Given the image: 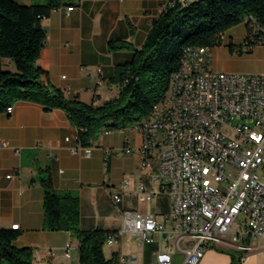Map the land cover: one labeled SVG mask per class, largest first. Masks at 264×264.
Returning a JSON list of instances; mask_svg holds the SVG:
<instances>
[{"label": "crops", "instance_id": "1", "mask_svg": "<svg viewBox=\"0 0 264 264\" xmlns=\"http://www.w3.org/2000/svg\"><path fill=\"white\" fill-rule=\"evenodd\" d=\"M16 1L31 4L33 0ZM74 4L71 11L63 5L43 19L47 40L37 64L46 71L43 79L62 88L69 99L102 104L118 95L119 86L113 80L117 67L130 61L135 49L142 47L153 20L165 10L168 0H76ZM227 35L229 39L211 48L212 67L227 72L264 73L252 69L250 61L264 50V44L240 51L244 37L234 43L231 29ZM111 42H126L132 47L111 49ZM235 46L240 55L234 53ZM2 68L17 71L10 58H3ZM13 106L12 113H0V227L19 224L21 234L13 243L32 247L34 264L79 263L78 239L67 230L44 228L41 180L47 175H51L57 190L79 196L80 227L84 230L121 231L128 210L153 214L163 224L164 230L155 233L153 243L139 244L136 236L126 230L113 244L119 264L127 255H136L137 264H153L161 250L172 252L174 264L183 263L186 243L179 245L174 238L166 239V229L177 223L171 214V198L156 193L148 200L136 190L138 181H143L148 190L161 182L153 176L157 159L149 158L152 168H142L144 156L137 150L142 142L139 132L120 128L100 135L88 157L83 150L71 153L69 149L78 144L79 132L65 110L22 99L14 101ZM68 136L69 142L65 140ZM123 147L133 151L117 153ZM124 179L130 185L123 191L122 202L116 204L112 193ZM247 241L253 248L240 249L230 234L226 242L209 247L200 264H264V238L249 237ZM68 243L72 244L71 257L65 254Z\"/></svg>", "mask_w": 264, "mask_h": 264}, {"label": "built area", "instance_id": "2", "mask_svg": "<svg viewBox=\"0 0 264 264\" xmlns=\"http://www.w3.org/2000/svg\"><path fill=\"white\" fill-rule=\"evenodd\" d=\"M193 1L197 0H168L167 6ZM74 7L73 3L68 11ZM243 23L246 33L240 51L264 44V20L250 14ZM220 39L223 43L226 33ZM211 48L185 47L164 98L147 118L132 126L142 136L137 148L144 156L142 168H152L149 158L157 159L153 176L161 180L153 190L138 181L136 190L148 200L156 193L171 198V214L177 223L166 229V239L186 243L182 264H200L207 249L226 242L230 234L243 250L253 248L249 237L264 238V73L216 70L211 64ZM13 109L11 104L6 111L12 113ZM65 140L69 142L71 137ZM93 143L84 146L78 141L69 149L71 153L83 150L90 157ZM117 151L130 153L133 148ZM129 185L124 179L112 193L116 204L122 202ZM125 219V228L110 233L106 245L118 242L126 230L139 244L153 243L155 233L164 230L153 214L128 210ZM13 228L18 229L19 224ZM71 247V243L66 245L68 257ZM138 262L136 255L121 257V264ZM153 264H174L172 252L159 251Z\"/></svg>", "mask_w": 264, "mask_h": 264}, {"label": "trees", "instance_id": "3", "mask_svg": "<svg viewBox=\"0 0 264 264\" xmlns=\"http://www.w3.org/2000/svg\"><path fill=\"white\" fill-rule=\"evenodd\" d=\"M75 1L33 0L22 4L0 0V113L19 99L62 108L77 127L79 142L84 146L94 142L105 129L131 127L147 118L164 98L185 47L222 44L220 34L250 14L264 20V0H197L169 5L153 20L144 44L135 49L133 58L117 67L113 80L119 86L118 95L95 104L69 99L62 88L43 79L46 71L37 64L47 40L43 19L52 10ZM125 46L131 48L132 44L111 42L110 47ZM3 58L12 59L17 71L4 70ZM41 182L44 228L67 230L78 239V264H119L117 253L111 257L105 253L106 239L114 231L82 229L79 196L57 190L51 175L44 176ZM20 234L13 227H0L1 264H34L33 248L13 243Z\"/></svg>", "mask_w": 264, "mask_h": 264}, {"label": "rangeland", "instance_id": "4", "mask_svg": "<svg viewBox=\"0 0 264 264\" xmlns=\"http://www.w3.org/2000/svg\"><path fill=\"white\" fill-rule=\"evenodd\" d=\"M231 31H232V36H233L232 42L237 41L238 38H240V40H241L244 37L245 33H246L245 23H243V22L239 23L238 25H236L233 28H231ZM226 38L229 39V35H227ZM237 44L238 43L236 42V46H238ZM236 46L234 47L235 48L234 49V51H235L234 53L238 54V49H237ZM244 54L247 55L248 53H244ZM238 55H240V54H238ZM250 61L252 62V65H253V68L252 69L260 70V72L261 71H264V50H262L256 56H252V58H250ZM230 72H233V71H230ZM237 72H239V71H237ZM243 72H246V71H243ZM254 72H257V71H254ZM124 129H133V128L131 126V127H125ZM114 130H118V129H114ZM105 133H106L105 130H103L100 135H103ZM115 249L116 248H115L114 245L113 246H111V245L110 246L109 245H105V253H106V255L108 257H111L112 254L115 252Z\"/></svg>", "mask_w": 264, "mask_h": 264}]
</instances>
